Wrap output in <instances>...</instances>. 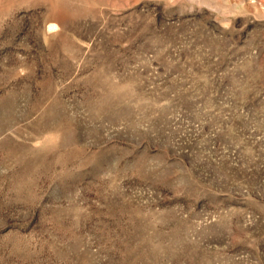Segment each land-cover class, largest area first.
Returning a JSON list of instances; mask_svg holds the SVG:
<instances>
[{
	"label": "rangeland",
	"instance_id": "374dc122",
	"mask_svg": "<svg viewBox=\"0 0 264 264\" xmlns=\"http://www.w3.org/2000/svg\"><path fill=\"white\" fill-rule=\"evenodd\" d=\"M0 264H264V0H0Z\"/></svg>",
	"mask_w": 264,
	"mask_h": 264
}]
</instances>
